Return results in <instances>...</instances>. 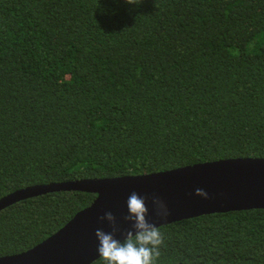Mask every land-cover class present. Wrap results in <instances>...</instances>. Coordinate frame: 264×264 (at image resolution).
Wrapping results in <instances>:
<instances>
[{
    "label": "trees",
    "instance_id": "trees-1",
    "mask_svg": "<svg viewBox=\"0 0 264 264\" xmlns=\"http://www.w3.org/2000/svg\"><path fill=\"white\" fill-rule=\"evenodd\" d=\"M136 3L0 0V197L264 158V0ZM95 196L53 192L0 211V256L38 244ZM158 228L154 264H264V208Z\"/></svg>",
    "mask_w": 264,
    "mask_h": 264
},
{
    "label": "water",
    "instance_id": "water-1",
    "mask_svg": "<svg viewBox=\"0 0 264 264\" xmlns=\"http://www.w3.org/2000/svg\"><path fill=\"white\" fill-rule=\"evenodd\" d=\"M197 189L207 196L197 195ZM63 191L95 194L56 232L20 253L0 256V264H91L99 258L97 229L111 232L112 212L120 227L116 239L131 229L124 220L132 192L146 198V219L156 227L212 213L264 208V158L236 157L173 169L104 178H80L28 185L0 197V211L32 197ZM158 198L162 206H154Z\"/></svg>",
    "mask_w": 264,
    "mask_h": 264
},
{
    "label": "clouds",
    "instance_id": "clouds-1",
    "mask_svg": "<svg viewBox=\"0 0 264 264\" xmlns=\"http://www.w3.org/2000/svg\"><path fill=\"white\" fill-rule=\"evenodd\" d=\"M129 5H137L136 0H125ZM197 195L207 196V193L197 189ZM144 197L132 192L127 199L128 214L124 220L131 223V229L121 233L123 240L116 239L120 227L112 212H106L100 220H107L111 232L97 229L95 232L99 242L97 251L103 264H154L159 256V246L163 238L158 227L150 223L146 217L148 207ZM154 206H162L158 198L152 199Z\"/></svg>",
    "mask_w": 264,
    "mask_h": 264
}]
</instances>
